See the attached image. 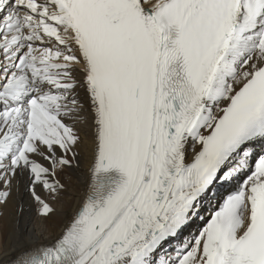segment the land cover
I'll use <instances>...</instances> for the list:
<instances>
[{"label":"snow or ice","instance_id":"6c2138e0","mask_svg":"<svg viewBox=\"0 0 264 264\" xmlns=\"http://www.w3.org/2000/svg\"><path fill=\"white\" fill-rule=\"evenodd\" d=\"M0 264H264V0H0Z\"/></svg>","mask_w":264,"mask_h":264},{"label":"bare ground","instance_id":"6f19581e","mask_svg":"<svg viewBox=\"0 0 264 264\" xmlns=\"http://www.w3.org/2000/svg\"><path fill=\"white\" fill-rule=\"evenodd\" d=\"M23 203L24 212L19 217L21 228L34 229L39 234L42 230V225L36 215V205L31 202L29 197H25ZM74 206V201H61L53 204L56 211L49 225L43 229L46 236L50 237L60 230L65 221L70 217Z\"/></svg>","mask_w":264,"mask_h":264}]
</instances>
